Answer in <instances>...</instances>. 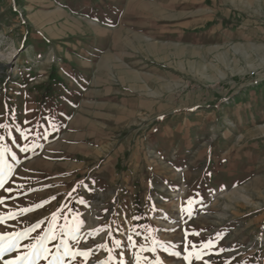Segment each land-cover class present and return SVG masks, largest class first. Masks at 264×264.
<instances>
[{
    "label": "rangeland",
    "instance_id": "1",
    "mask_svg": "<svg viewBox=\"0 0 264 264\" xmlns=\"http://www.w3.org/2000/svg\"><path fill=\"white\" fill-rule=\"evenodd\" d=\"M104 1L0 0V244H17L0 264L49 228L35 264H264V0L132 4L140 24L115 35L128 89L119 62L74 75ZM146 14L164 45L140 40ZM171 37L194 41L183 63Z\"/></svg>",
    "mask_w": 264,
    "mask_h": 264
},
{
    "label": "crops",
    "instance_id": "2",
    "mask_svg": "<svg viewBox=\"0 0 264 264\" xmlns=\"http://www.w3.org/2000/svg\"><path fill=\"white\" fill-rule=\"evenodd\" d=\"M140 1L146 4L147 6L146 12L150 11L149 8L160 7L162 3V0H108V1H104L103 5L108 6L109 9L107 8L106 10H104L100 15H98L97 20L93 22L95 25L94 28L96 30V32L94 33L92 37L93 42H89L83 45V47L81 46V50H80L81 57L79 59L77 58V60H74L75 63L80 62L75 67L76 73L74 75L78 74L82 78L85 77L87 73L83 69L90 67L89 64H91V62L93 61H96V65H97L95 67V72H96L95 76H97V73L101 69V67L106 68L107 66H111L112 64L111 62H119L121 63V65L118 66L121 69L120 70L121 74L119 75V78L121 80L120 83L122 85V89H128L125 87L126 86L125 84L127 83V81H129V79L127 80L126 78L130 77L129 73L132 72L133 70L129 69V65L126 60L127 58L123 55V51L119 49V46H118L119 44L115 38V35L119 33V30L122 31L124 29L131 28L133 24L135 25V23L133 22H135L136 20L137 22L140 21V18L137 17V15H136V18L131 17V11H130V7L132 6V4L135 5L137 2H140ZM187 1L189 0H183V3ZM148 16L149 14L144 15V17L146 18ZM146 18H145L146 22H144V27L148 29L150 32H148V34L146 35H142L140 40L144 41L145 44H150V46H152L154 41L157 42V40H159L160 43L163 44L164 42H161L163 39L161 40L160 38H156V36H159V34L155 31V27H154L155 24L160 23L159 18L156 19L153 16H151L150 22L148 18L147 19ZM185 21H189V18H182L178 20L177 24L180 26L176 27V29L174 30H181L180 28H182V31H184L183 29L184 27L182 24L185 23ZM138 24H140V22H138ZM142 31L143 30H139V32H142ZM102 32L103 34L105 33L106 35L105 37H99L100 34L96 35V33H102ZM166 42H167V45L166 44L165 45L169 49V58L171 56H175V57L177 56L178 57L177 59H180V60H176L177 64L184 62L183 58H184V54L186 53L185 47L188 45L194 46V41H191V43L186 44L183 40H180L177 37L176 38L171 37ZM150 46L148 47L147 53H150V56H152V50ZM70 57L71 59H73L71 54H70ZM146 59L149 60V62H152L151 57L150 59L148 58ZM168 65H169V68L175 66L171 62ZM133 73L135 72L133 71ZM73 81H74L73 83L75 84L77 79H73ZM120 91L123 92V90H120ZM207 167L208 168L211 167L209 163ZM200 172L201 171L199 172L196 171V173H200ZM201 174H202L201 175L202 177H205L204 172H202ZM128 188L130 189L131 187H128ZM184 189L187 190L188 194L186 195H189L192 190V185L189 184V182H185Z\"/></svg>",
    "mask_w": 264,
    "mask_h": 264
},
{
    "label": "snow or ice",
    "instance_id": "3",
    "mask_svg": "<svg viewBox=\"0 0 264 264\" xmlns=\"http://www.w3.org/2000/svg\"><path fill=\"white\" fill-rule=\"evenodd\" d=\"M0 127H3V125H0ZM27 149H22V151H26ZM3 156V153L0 152V157ZM12 171L11 167L9 166L7 168V171H5V168L0 166V188H3L5 183L7 182V176L8 174H10ZM4 201L2 199H0V203H3ZM81 203H84L83 200L80 201ZM43 205H38L37 207H42ZM33 209L27 208V209H23V212H30ZM12 218L11 216H0V223H4L7 219ZM53 222H55V220L57 219V214H54L53 217ZM41 225L40 223L35 224L34 226H32V228L24 231V232H20V233H15L14 236L16 237V239H20L23 238L25 236L28 235L29 232L31 231H35L36 229L40 228ZM76 230H79V223H77V227ZM198 235V233H197ZM57 237L52 234V229L49 228V235L48 236H41L37 239V244H33L31 245V248L33 249V251L27 255H19L17 256L15 259L13 260H4V264H35L36 261H39L41 259V257L47 259V253L50 251L46 245L47 242L49 240H55ZM73 239H76L75 236H73ZM129 239H131V237H129ZM0 240H3V236H0ZM117 246H119L120 242L116 241ZM39 245V246H37ZM61 245L63 246V255L64 256H68L71 255V257L73 259L76 258L77 253L76 252H72L68 246V242L66 240H61V243L56 245V249L57 252H59ZM100 247H105L104 245H101ZM193 247H196L195 245H193ZM205 247H207V245H205ZM17 248V244L12 242L10 244H8L7 246L0 244V259L3 258V255L5 252H10L13 251L14 249ZM153 251L155 249H152ZM79 255L87 257L89 255V252H80ZM174 255L179 256L180 253L176 252L174 253ZM192 253H189V256H191ZM189 256H185L184 259L188 260ZM196 259L199 260L201 259V256L199 253L196 254ZM53 261H59L60 264H63V256H54L53 260L49 261V264H53ZM102 264H106V262H102ZM159 264H163V262H159ZM189 264H191V262L189 261ZM205 264H207V262H205Z\"/></svg>",
    "mask_w": 264,
    "mask_h": 264
},
{
    "label": "bare ground",
    "instance_id": "4",
    "mask_svg": "<svg viewBox=\"0 0 264 264\" xmlns=\"http://www.w3.org/2000/svg\"><path fill=\"white\" fill-rule=\"evenodd\" d=\"M2 43H3V41L0 40V45H1ZM6 62H7V61H6ZM186 194H188V193H187V190H184V191H183V195H186Z\"/></svg>",
    "mask_w": 264,
    "mask_h": 264
}]
</instances>
